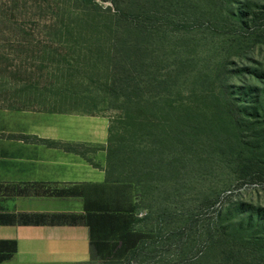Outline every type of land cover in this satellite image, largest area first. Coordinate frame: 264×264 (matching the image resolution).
I'll return each mask as SVG.
<instances>
[{
  "label": "rangeland",
  "instance_id": "1",
  "mask_svg": "<svg viewBox=\"0 0 264 264\" xmlns=\"http://www.w3.org/2000/svg\"><path fill=\"white\" fill-rule=\"evenodd\" d=\"M0 109L145 158L162 235L123 264H264V0H0Z\"/></svg>",
  "mask_w": 264,
  "mask_h": 264
},
{
  "label": "crops",
  "instance_id": "2",
  "mask_svg": "<svg viewBox=\"0 0 264 264\" xmlns=\"http://www.w3.org/2000/svg\"><path fill=\"white\" fill-rule=\"evenodd\" d=\"M7 112L0 109V116ZM14 114L16 122L0 123V256L12 249V242L17 249L0 264L107 262L110 246L104 245L103 211L96 205L100 189L109 186L106 172L89 165L83 152L62 145L106 144L109 122L90 132L85 124L34 123L32 113ZM28 183L72 187L77 196L10 193V186Z\"/></svg>",
  "mask_w": 264,
  "mask_h": 264
},
{
  "label": "trees",
  "instance_id": "3",
  "mask_svg": "<svg viewBox=\"0 0 264 264\" xmlns=\"http://www.w3.org/2000/svg\"><path fill=\"white\" fill-rule=\"evenodd\" d=\"M249 2L245 4L249 5ZM260 12L251 9L247 14L256 17ZM240 26H247V21H242ZM138 125L142 126L143 122ZM113 144L112 140H109V147L107 148L109 166L105 170L106 183L109 186H103L100 189L99 204L96 205L103 211L102 226L106 230L103 240L108 241L104 245L106 247L110 246L109 256L111 257L107 259V262L109 264H123L126 260L136 259L144 249L150 246L149 244H155V239L162 235V227L158 226L159 221L152 224L153 227L149 229L139 227L141 223L145 225L150 223L149 220L152 218V211L149 212L148 216H138L142 210L149 208L140 206L142 202L141 187L145 182L142 173L147 165L145 158L142 156L139 159L137 156H133L132 152L134 150L124 151V147H116ZM62 146L67 150L80 152L79 145L72 147L69 144H63ZM117 153L121 155L119 159L115 160ZM115 170H117V173L114 172ZM10 187L7 186V188H10L12 195L77 196L72 187L59 188L45 186L40 183L12 185ZM165 214L166 210L161 213L160 222L165 220ZM12 245L13 247L8 253L0 256V261L13 256L17 249L16 242H12ZM230 256L226 255L227 261L234 257L233 254H230Z\"/></svg>",
  "mask_w": 264,
  "mask_h": 264
}]
</instances>
